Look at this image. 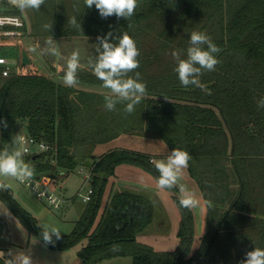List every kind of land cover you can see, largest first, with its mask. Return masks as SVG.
<instances>
[{
	"label": "trees",
	"instance_id": "trees-1",
	"mask_svg": "<svg viewBox=\"0 0 264 264\" xmlns=\"http://www.w3.org/2000/svg\"><path fill=\"white\" fill-rule=\"evenodd\" d=\"M5 3L12 7L0 14L27 21L26 41L45 72L30 59L0 75V153L18 151L19 128L26 123L25 133L47 145L35 158L23 156L35 177L71 172L93 160L91 201L67 235L43 230L10 190L0 187V200L30 234L54 250L70 249L86 238L77 251L78 264L125 256L132 264H244L248 252L264 250V0H138L131 17L106 19L84 0H45L38 10L29 9L30 23L24 10ZM193 31L206 33L221 49L213 54L219 60L215 70L201 69L196 77L205 88L182 86L175 70L179 61L172 53L188 58ZM125 33L139 50V67L121 78L146 84L131 114L124 111L131 101L118 99L93 72L103 51L97 38L115 46ZM73 52L79 53L78 83L54 81L51 76L63 80ZM106 96L116 101L114 111L106 108ZM122 134L160 139L170 151L190 154L188 173L207 202L205 233L194 251L193 213L180 205L176 185L167 188L180 211L173 250H155L137 240L152 227L154 197L111 190L97 220L118 165L160 176L150 155L113 148L94 156L98 146Z\"/></svg>",
	"mask_w": 264,
	"mask_h": 264
},
{
	"label": "rangeland",
	"instance_id": "rangeland-1",
	"mask_svg": "<svg viewBox=\"0 0 264 264\" xmlns=\"http://www.w3.org/2000/svg\"><path fill=\"white\" fill-rule=\"evenodd\" d=\"M5 1L0 0V10H10L12 6H8ZM15 6L16 3L14 2ZM28 22H31V12L29 9L24 10ZM22 44L28 51V55L36 68L44 73L45 67L42 64L38 54L29 48L26 38H22ZM14 46L9 47V53L15 54ZM18 69V68H17ZM54 81L66 85L63 80L53 77ZM26 123L20 125V133L26 132ZM119 148L133 152L152 155L155 161L167 160L169 155H165L168 151L165 143L156 138L146 137L136 134H122L114 141L98 146L94 151V156L98 157L109 149ZM23 161V156L18 157ZM91 165H78L73 171L63 173L57 172L56 178L48 179L47 189L58 199L56 204L49 202L46 197H41L31 187L21 180L14 177H0V185L10 190L14 199L27 212L32 214L40 227L50 234L67 235L70 234L75 226V222L81 216L83 210L88 206V202L83 201V196L87 190L92 187V168ZM115 173L119 177L120 183L113 184L114 176L108 179L106 188L104 189L99 214L102 212L104 203L107 199L108 191L120 189L122 185L133 186L136 191L144 193H153L157 197L155 199L156 212L151 229L137 235V240L152 246L155 250L170 251L173 250L178 242L177 227L180 219V211L174 200V194L167 188H160L157 184V178L137 166L120 164L116 167ZM91 174V177L89 176ZM115 175V174H114ZM189 173L184 169L177 181V195L183 196L181 188H185L188 192L193 193L192 185L189 181ZM115 185V186H113ZM43 188V187H41ZM194 215V237L191 251H194L205 233V221L200 219L201 207L193 206ZM96 220V221H97ZM163 221L164 228L162 230L153 229L154 225ZM204 223V230H201ZM55 230V231H53ZM87 239H82L79 243L67 250H54L44 246L41 241L34 235L30 234L23 223L14 215V213L0 200V250L9 257H4L5 263L12 261V264H19V256H28L30 264H78L77 251L82 245L86 244ZM4 263V264H5ZM97 264H132V257H115L104 259Z\"/></svg>",
	"mask_w": 264,
	"mask_h": 264
},
{
	"label": "clouds",
	"instance_id": "clouds-1",
	"mask_svg": "<svg viewBox=\"0 0 264 264\" xmlns=\"http://www.w3.org/2000/svg\"><path fill=\"white\" fill-rule=\"evenodd\" d=\"M14 2L21 10H38L45 0H14ZM84 5L89 9L95 6L101 18L106 19L112 16L128 18L134 14L138 0H84ZM71 22L76 24L74 18ZM109 35L111 34L109 33ZM97 39H100L103 51L93 65V72L103 82V87L110 89L118 99L131 101L124 109L125 113L131 114L134 111V105L138 104L146 93L145 83L138 79L121 78L139 67L137 57L140 53L136 43L127 33L115 46L109 43L107 38L98 37ZM190 44L192 46L187 50L188 58L186 60L179 59L176 52L172 53L173 57L179 61L175 70L182 86L187 87L189 84H194L199 88H205V85H202L196 77L201 73V69L215 70L219 60L213 54L219 53L221 49L211 41L206 33L199 31L191 33ZM204 44H207V50L200 47ZM194 65H199V67ZM78 67L79 53L73 52L68 59L67 70L63 77V82L66 85L74 86L78 83L76 78ZM105 100L106 108L109 111H114L116 101L107 96ZM20 155L21 153L18 151L13 154H9L7 151L0 153V177H14L23 181L25 177L32 175L29 167L18 159ZM190 159L191 156L187 151L176 148L171 151L166 161H154L155 168L160 173L157 180L158 187L172 188L175 186L182 171L188 167ZM2 186L0 185V187ZM181 192L183 196L180 199V205L184 208L195 206L197 201L194 195L185 188H181ZM17 259L19 264H30L28 256L22 255ZM244 264H264V250L256 249L248 252Z\"/></svg>",
	"mask_w": 264,
	"mask_h": 264
},
{
	"label": "built area",
	"instance_id": "built-area-1",
	"mask_svg": "<svg viewBox=\"0 0 264 264\" xmlns=\"http://www.w3.org/2000/svg\"><path fill=\"white\" fill-rule=\"evenodd\" d=\"M27 21L25 18L16 14H0V75L7 76L11 74L13 70H16L18 65H21V51L24 48L22 44V38L27 36L25 27ZM14 46L15 54L9 53V47ZM13 62H15L13 64ZM18 152L20 156L26 154L38 153L47 148V145L43 141H38L33 136L26 133H20L18 137ZM153 161V159H151ZM91 177V174L89 175ZM50 178L48 176L35 177L34 175L25 177L22 181L26 185L31 187L41 197H46L49 202L56 204L58 199L52 193H49L47 186ZM43 187V188H41ZM93 194L92 187L87 190V193L83 196V201H91Z\"/></svg>",
	"mask_w": 264,
	"mask_h": 264
},
{
	"label": "crops",
	"instance_id": "crops-1",
	"mask_svg": "<svg viewBox=\"0 0 264 264\" xmlns=\"http://www.w3.org/2000/svg\"><path fill=\"white\" fill-rule=\"evenodd\" d=\"M167 147V146H166ZM168 149V148H167ZM170 153H171V151L168 149V151L166 152V154L165 155H170ZM150 157L153 159V162L155 161V158H154V156H152V155H150ZM186 170H187V168H186ZM187 173H188V170H187ZM190 176V175H189ZM188 176V177H189ZM189 181H190V183H191V187H192V190H193V195H194V197H195V200L197 201V203L195 204V206H200L202 209H201V214H199L200 215V219L202 218V220L203 221H205V216H206V212H207V202L204 200V198L202 197V193H201V191H200V189H199V187L196 185V183L193 181V179L191 178V177H189ZM120 183V180H119V177L117 178V175H116V173H115V175H114V181L112 182L113 184H115V183ZM125 185V184H124ZM124 185H122V188H126V186H124ZM113 186H115V185H113ZM133 186H137V185H135V183H132V184H130L129 186H127V189H132V190H134V191H136V189H134L133 188ZM138 187V186H137ZM177 187V186H176ZM137 193H139V194H142V195H144V196H146V197H149V198H152V197H157L156 195H154L153 193H144V192H141V191H136ZM109 193H110V191H108V195H109ZM107 195V196H108ZM191 210L193 211V209L191 208ZM194 212V211H193ZM192 212V213H193ZM194 215H195V213H193ZM194 215H193V217H194ZM155 228V230L156 229H159V230H162L163 228H164V226L163 225H159V226H155L154 227ZM153 228V229H154ZM194 229H195V225H194ZM177 230H178V227H177ZM201 230H204V223H203V227H201ZM203 235H204V233H203ZM202 235V236H203ZM0 254H2V255H0V258H4L6 255L0 250ZM6 257H9V256H6ZM10 258V257H9ZM12 262V261H11Z\"/></svg>",
	"mask_w": 264,
	"mask_h": 264
},
{
	"label": "water",
	"instance_id": "water-1",
	"mask_svg": "<svg viewBox=\"0 0 264 264\" xmlns=\"http://www.w3.org/2000/svg\"><path fill=\"white\" fill-rule=\"evenodd\" d=\"M21 63L23 64V65H28L29 64V62H30V58H29V56H28V54H27V51L23 48L22 49V51H21ZM15 62H13V64H14ZM39 154L38 153H36V154H33L32 155V158H35L36 156H38ZM48 177L50 178V179H53V178H55L56 177V175H54V174H49L48 175ZM5 264H12V262L11 261H7Z\"/></svg>",
	"mask_w": 264,
	"mask_h": 264
}]
</instances>
